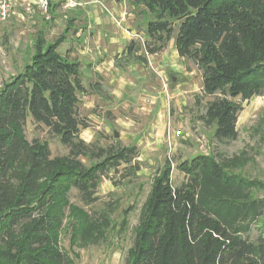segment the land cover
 Returning a JSON list of instances; mask_svg holds the SVG:
<instances>
[{
	"label": "trees",
	"instance_id": "trees-1",
	"mask_svg": "<svg viewBox=\"0 0 264 264\" xmlns=\"http://www.w3.org/2000/svg\"><path fill=\"white\" fill-rule=\"evenodd\" d=\"M133 3L155 13L145 51H161L173 37L178 56L201 70L203 95L212 98L202 116L215 139H235L240 102L264 96V0ZM57 45L39 47L0 88V264H74L58 236L67 191L74 188L84 204L96 202L100 176L137 153L134 146L104 148L81 139L89 120L79 113L85 90L79 63L61 56ZM27 118L58 136L68 153L51 157L45 144L28 140ZM85 156L103 162L87 166ZM231 165L196 155L180 164L179 185L166 167L143 202L127 264H264V198H253L264 186L231 173ZM89 218L84 240L102 228Z\"/></svg>",
	"mask_w": 264,
	"mask_h": 264
},
{
	"label": "rangeland",
	"instance_id": "rangeland-1",
	"mask_svg": "<svg viewBox=\"0 0 264 264\" xmlns=\"http://www.w3.org/2000/svg\"><path fill=\"white\" fill-rule=\"evenodd\" d=\"M49 6L42 11L31 0L0 22V88L24 70L39 47L57 43L61 56L79 63L85 88L79 94V113L89 120L81 139L98 147L134 146L137 151L130 162L109 167L100 176L96 202L84 204L74 188L67 191L58 236L74 264H127L143 202L168 166L172 184L179 185L185 180L180 164L209 155L231 162L228 171L238 177L264 186V96L241 102L236 98L241 104L238 135L218 141L202 116L212 98L203 95L201 70L178 56L173 37L161 51H145L144 44L150 42L145 28L154 10L133 0H52ZM131 41L135 48L128 52ZM24 134L45 144L51 157L68 153L58 136L30 118ZM80 159L87 166L103 162ZM258 197L264 198V187L253 194ZM86 215L99 220L102 228L84 240Z\"/></svg>",
	"mask_w": 264,
	"mask_h": 264
},
{
	"label": "built area",
	"instance_id": "built-area-1",
	"mask_svg": "<svg viewBox=\"0 0 264 264\" xmlns=\"http://www.w3.org/2000/svg\"><path fill=\"white\" fill-rule=\"evenodd\" d=\"M31 0H0V22L5 21L12 13L16 6L23 3H29ZM52 0H35L36 5L42 10L47 11Z\"/></svg>",
	"mask_w": 264,
	"mask_h": 264
},
{
	"label": "water",
	"instance_id": "water-1",
	"mask_svg": "<svg viewBox=\"0 0 264 264\" xmlns=\"http://www.w3.org/2000/svg\"><path fill=\"white\" fill-rule=\"evenodd\" d=\"M172 80H175V78L174 77H172ZM115 133V136H118V134L116 133V132H114Z\"/></svg>",
	"mask_w": 264,
	"mask_h": 264
}]
</instances>
